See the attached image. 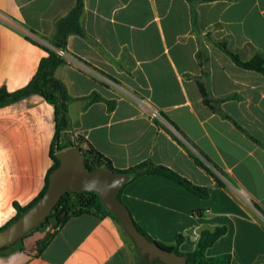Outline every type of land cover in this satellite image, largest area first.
<instances>
[{"label": "crops", "instance_id": "crops-1", "mask_svg": "<svg viewBox=\"0 0 264 264\" xmlns=\"http://www.w3.org/2000/svg\"><path fill=\"white\" fill-rule=\"evenodd\" d=\"M74 2L0 0V87L13 92L30 81L55 19ZM81 28L65 46L77 63L55 69L69 94L65 140L81 136L82 148L117 169L149 160L207 187L203 198L159 174L128 181L120 200L152 239L174 245L180 235L178 248L188 252L201 229L225 225L206 254L264 264V75L213 42L225 41L242 60L264 54V0H83ZM200 83L221 99L220 112L204 103ZM123 88L148 99L185 141L143 115ZM54 132V107L36 93L0 106V228L15 216L14 203L25 206L42 190ZM198 208L205 214L195 215ZM34 250L2 247L0 264H150L137 263L108 215L71 216L41 253Z\"/></svg>", "mask_w": 264, "mask_h": 264}, {"label": "trees", "instance_id": "trees-1", "mask_svg": "<svg viewBox=\"0 0 264 264\" xmlns=\"http://www.w3.org/2000/svg\"><path fill=\"white\" fill-rule=\"evenodd\" d=\"M83 13V0H75L74 4L62 15L58 16L54 21V32L51 36V46L45 47L47 55L42 57L39 61L37 70L32 76L30 81L22 88L15 90L13 92L7 91L4 87H0V106L17 100L26 95L36 93L42 96L48 103L52 104L54 107V121H55V132L53 139L50 144V156L52 159V165L47 170L44 186L40 193L27 205L20 206L14 203L16 209L15 216L6 224L18 218V216L26 210L31 204H33L45 191L48 185V177L50 172L59 164V159L54 155L55 152L66 149L70 146H77L80 148L87 167L89 169L106 167L110 170L120 173H126L134 179L138 176L144 174H159L166 176L173 181L179 183L184 188H186L191 193L198 195L200 197L206 198L208 196V189L206 186L198 185L187 179L186 177L180 175L173 169L161 165L155 164L152 161L145 160L135 165L129 166L123 169L114 168L110 160L104 156L101 152L93 148L92 146H87V148H82L80 142L82 141L81 136L77 135L75 140L69 141L65 140V134L69 128V118H68V101L69 94L66 89L64 82L55 75V69L64 62V59L57 54L55 48H65L67 44V39L70 34H81V15ZM214 44L223 50L238 66L246 69L255 70L264 75V54L257 52L252 58L248 60H242L236 53L230 51L227 47L225 41H213ZM197 58L199 64L203 67L204 73H206V62L207 57L203 54L202 50L197 52ZM200 91L203 97V101L211 109L220 112L218 103L221 99H214L206 87L200 83ZM195 161L200 165L205 171H207L211 176H213L215 182L218 185H223L224 183L215 174V172L206 166L202 160L193 155ZM129 180V181H130ZM123 186L119 189L117 193V199L120 200V193ZM121 201V200H120ZM127 208V207H126ZM206 209L198 208L194 209L195 215H204ZM82 213H90L98 216H111L117 219L102 203L99 195L95 191H69L65 192L56 205L53 207L47 218L40 223L38 227L31 230L19 241L9 246L10 249L21 248L23 239L28 237L32 232L42 227L49 217H53L55 224L52 231L46 233L41 241H36L35 254L41 253L43 248L48 244V242L54 237L57 231L65 223V221L74 215H79ZM134 221V220H133ZM119 222V221H118ZM137 229L143 233L149 240L157 242L161 247L167 250H173L178 254L184 255L187 264H230L231 254L221 253L215 256H208L206 250L210 247L221 235L226 232V226H215L212 229L203 228L199 231V236L196 245L193 250L188 252H181L178 248L181 236L177 235L176 244L167 245L152 239L146 231L134 221ZM5 225V226H6ZM3 226L2 228H4ZM1 229V228H0ZM130 237V236H129ZM131 238V237H130ZM134 244V243H133ZM134 248H138L134 245ZM160 264H164L160 262Z\"/></svg>", "mask_w": 264, "mask_h": 264}, {"label": "water", "instance_id": "water-1", "mask_svg": "<svg viewBox=\"0 0 264 264\" xmlns=\"http://www.w3.org/2000/svg\"><path fill=\"white\" fill-rule=\"evenodd\" d=\"M59 164L50 172L44 193L18 218L0 229V248L9 247L42 223L65 192L95 191L103 205L117 217L140 254L164 264H187L184 255L161 247L141 233L126 206L117 199L119 189L131 176L106 167L89 169L79 147L73 145L55 152Z\"/></svg>", "mask_w": 264, "mask_h": 264}, {"label": "built area", "instance_id": "built-area-1", "mask_svg": "<svg viewBox=\"0 0 264 264\" xmlns=\"http://www.w3.org/2000/svg\"><path fill=\"white\" fill-rule=\"evenodd\" d=\"M25 34L32 40H36L35 35L30 32L26 31ZM57 54H59L64 61L77 63L76 58L69 53L65 48H55ZM123 92L133 99L138 107L140 108V112L149 117L150 119L157 122L159 125L168 129L178 140L185 141L181 133L175 128V126L166 118V116L155 106L153 105L148 99L131 92L123 88Z\"/></svg>", "mask_w": 264, "mask_h": 264}, {"label": "rangeland", "instance_id": "rangeland-1", "mask_svg": "<svg viewBox=\"0 0 264 264\" xmlns=\"http://www.w3.org/2000/svg\"><path fill=\"white\" fill-rule=\"evenodd\" d=\"M54 224H55L54 218L49 217L46 223L42 227H39L37 230L32 232L28 237L23 239L22 246L25 247L26 249H29L30 251H33L37 245L36 241H41L42 238L46 235V233L50 232L53 229ZM128 238H129V244L133 248L137 263L139 262V260L148 261L147 256L144 254H140V252L134 248L132 239L129 236ZM7 248L9 247H6V249ZM149 262L150 264H160V261L157 259H151L149 260Z\"/></svg>", "mask_w": 264, "mask_h": 264}]
</instances>
